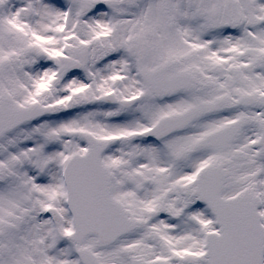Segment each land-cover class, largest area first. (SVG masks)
Returning <instances> with one entry per match:
<instances>
[{
	"label": "snow or ice",
	"instance_id": "1",
	"mask_svg": "<svg viewBox=\"0 0 264 264\" xmlns=\"http://www.w3.org/2000/svg\"><path fill=\"white\" fill-rule=\"evenodd\" d=\"M0 264H264V0H0Z\"/></svg>",
	"mask_w": 264,
	"mask_h": 264
}]
</instances>
